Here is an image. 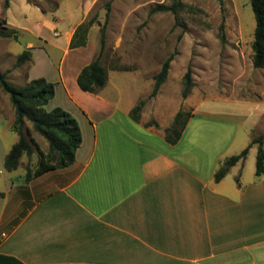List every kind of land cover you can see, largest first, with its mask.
<instances>
[{
    "label": "crops",
    "instance_id": "crops-1",
    "mask_svg": "<svg viewBox=\"0 0 264 264\" xmlns=\"http://www.w3.org/2000/svg\"><path fill=\"white\" fill-rule=\"evenodd\" d=\"M75 28L65 39V55L83 49L68 47ZM32 36L34 43L26 45L31 54L44 49L36 47L38 39L49 46L44 37ZM83 67L74 71L72 91L58 80L78 110L74 118L82 141L70 166L27 183L25 169L32 166L21 168L27 156L16 169L21 175L5 171L4 157L18 137L11 131L12 113L6 118L0 112V233L6 235L0 239V264H200L217 258L264 264V174L258 183L243 186L244 160L228 171L238 174L239 187H228V173L215 182L219 166L169 145L164 134L157 136L165 120L154 113L146 119L144 111L137 122L130 118L139 99L103 97L109 78L97 95L82 92L76 77ZM173 109L169 122L179 110ZM151 120L158 128L147 126ZM151 135L167 147L146 145ZM35 155L34 166V150Z\"/></svg>",
    "mask_w": 264,
    "mask_h": 264
},
{
    "label": "rangeland",
    "instance_id": "rangeland-1",
    "mask_svg": "<svg viewBox=\"0 0 264 264\" xmlns=\"http://www.w3.org/2000/svg\"><path fill=\"white\" fill-rule=\"evenodd\" d=\"M3 3L0 0V20L16 31L20 41L0 38V72L15 87L24 86L27 77L29 81L46 78L52 82L54 97L44 107L46 112L60 108L73 117L77 114L58 80L64 79L72 91L74 71L99 58L110 80L102 96L110 102L118 98L121 102L145 100L142 111L147 113L146 119L154 113L155 118L165 120L166 128L172 123L168 116L174 107L193 115L200 112L201 117L190 121L176 147L202 163L220 167L252 138L264 136V68L252 66L255 19L249 0H9L7 10ZM174 3H180L175 12L155 10ZM92 19L95 23L88 31L85 47L65 55V39L77 25ZM9 23L33 34L18 31ZM104 23L105 44L101 49L99 28ZM32 35L44 37L49 46L43 38L36 40V47L44 49L36 50L27 63L16 66L17 56L26 50ZM29 42L34 43L33 39ZM170 56L173 59L167 78L158 94L148 100L153 77ZM188 69L193 87L182 99V78ZM12 111L8 95L0 89V112L6 118L12 113L14 119ZM206 112L217 118L203 117ZM25 127L31 129L30 123ZM164 130L158 132L159 138ZM32 136L39 149L46 152V141L33 132ZM158 137L146 136L145 144L167 147ZM256 148L249 150L244 161L240 178L243 186L258 183L260 178L254 175ZM36 158H23L21 168L28 163L33 169ZM189 158L186 155V160ZM21 168L14 175H21ZM237 175L228 173V187L240 186ZM213 261L228 264V258L200 264Z\"/></svg>",
    "mask_w": 264,
    "mask_h": 264
},
{
    "label": "trees",
    "instance_id": "trees-1",
    "mask_svg": "<svg viewBox=\"0 0 264 264\" xmlns=\"http://www.w3.org/2000/svg\"><path fill=\"white\" fill-rule=\"evenodd\" d=\"M254 19L255 28L253 32L252 66L255 69L264 68V0H249ZM180 3L173 5L158 6V12H175ZM9 0H4L3 8L7 10ZM107 17V15H106ZM95 20H89L76 26L69 42V49L82 48L86 45V38L89 29ZM100 45L103 49L105 44V23L99 28ZM0 38L12 39L17 42V33L6 27L5 20H0ZM31 59L30 50L23 51L16 58V66H21ZM173 57H168L162 64L160 71L153 77V88L148 97L154 98L160 87L164 84L169 66ZM117 70V69H114ZM108 81L107 69H105L99 58L92 60L85 65L76 77L77 87L85 93L97 95L106 86ZM181 97L185 99L190 94L193 87L191 72L188 69L182 78ZM0 89L8 95L10 105L13 109L14 119L11 131L18 137L17 142L11 147L3 160V169L7 172L15 171L18 168L22 156L30 157L35 150L38 154V161L34 169L29 166L25 169L24 182L27 183L49 171L63 169L74 162L77 148L81 144V133L76 119L60 108H54L48 112L44 107L54 97V84L47 82L43 78H38L27 82L22 87H15L7 80L4 73L0 72ZM145 100H140L131 109L129 116L137 122L145 105ZM193 118V114L179 110L173 117L170 127L164 132V140L169 145H176L180 140L188 121ZM31 125V129L25 127V123ZM155 126L154 122L147 123V126ZM33 132L44 139L47 143V151L39 149L30 133ZM264 136L252 138L250 143L238 154L226 159L214 174V181L222 180L236 163L243 162L253 146H256L255 156V177L264 174ZM238 182V180H237ZM3 195L0 194V197ZM15 264H20L15 262Z\"/></svg>",
    "mask_w": 264,
    "mask_h": 264
},
{
    "label": "built area",
    "instance_id": "built-area-1",
    "mask_svg": "<svg viewBox=\"0 0 264 264\" xmlns=\"http://www.w3.org/2000/svg\"><path fill=\"white\" fill-rule=\"evenodd\" d=\"M6 235L4 233H0V239H4Z\"/></svg>",
    "mask_w": 264,
    "mask_h": 264
}]
</instances>
